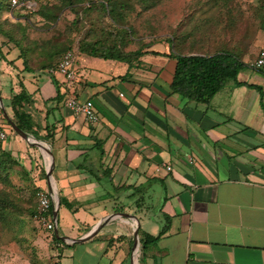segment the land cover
<instances>
[{"label": "crops", "instance_id": "1", "mask_svg": "<svg viewBox=\"0 0 264 264\" xmlns=\"http://www.w3.org/2000/svg\"><path fill=\"white\" fill-rule=\"evenodd\" d=\"M9 47L0 82H11L10 93L21 80L36 132L48 137L29 136L50 151L49 161L18 135L1 146L26 169H51L55 192L70 205L58 207L59 236L96 229L62 241L56 264H264V70L249 67L253 59L241 58L249 72L227 82L238 95H222L224 85L204 105L169 94V42L143 49L157 54L132 65L76 54L71 82L52 69L19 72ZM68 96L90 100L97 121L64 106ZM36 185L47 190L46 175ZM163 225L142 250L141 235L156 236Z\"/></svg>", "mask_w": 264, "mask_h": 264}, {"label": "rangeland", "instance_id": "2", "mask_svg": "<svg viewBox=\"0 0 264 264\" xmlns=\"http://www.w3.org/2000/svg\"><path fill=\"white\" fill-rule=\"evenodd\" d=\"M7 1L2 0L6 5ZM105 1L72 0L62 5V0H42L41 6H47L46 10L50 11L49 8L56 4L59 6L55 17L49 20L36 12L24 17L16 16V10L9 14L8 7L4 6L0 12V28L5 32H0V61L4 48L13 47L8 37L18 44L26 39L30 48L36 43L41 49L47 47L43 46L45 43L74 49L80 39L99 40L105 44L107 37L125 51L170 41L180 53L210 54L224 46L241 58L245 56L244 62L251 60L264 44V0H225L223 6L221 0H122V15L115 20L100 9L99 3ZM45 3L47 5H42ZM37 51L35 49L34 56ZM34 64L37 62L30 65ZM242 70L249 72L247 66ZM44 75L47 76L40 74ZM53 75L59 80V74L54 72ZM229 84H225L221 94L238 95L239 87L230 88ZM0 87L4 89L0 91L1 102L11 120L5 95H9L7 91L9 87L12 89V84L0 82ZM223 121L226 126L234 127L231 122ZM1 124L7 132L6 138L9 136L11 141L10 137L15 135L8 122L2 120ZM40 151L45 158L46 152ZM37 166L38 163H31L27 176L11 174V185L0 183V195L11 203L0 220V264H56V243L51 240L50 232L37 224L30 214L36 205L31 178ZM58 221L60 224L61 220Z\"/></svg>", "mask_w": 264, "mask_h": 264}, {"label": "trees", "instance_id": "3", "mask_svg": "<svg viewBox=\"0 0 264 264\" xmlns=\"http://www.w3.org/2000/svg\"><path fill=\"white\" fill-rule=\"evenodd\" d=\"M8 1L6 5L2 2V0H0V12L4 6L8 7L9 14L13 12L9 7ZM41 1L42 0L38 1L34 9L28 10L21 8L15 12V15L24 17L26 14L36 12L47 20L53 19L56 15V12L59 10V6L57 4L53 5L49 8L51 9L49 11L46 10L47 6H41ZM67 1H71L72 3V0H62V5L67 3ZM224 1L225 0H221L222 6ZM42 5L47 4L45 3ZM99 6L100 9L104 11V15H107L115 20L122 15L124 3L122 0H106L104 3H99ZM0 32H2L1 28ZM8 41L13 43V47L17 50V57L20 59L21 65L19 72L24 71L34 73L53 69L64 51L67 49H71L75 55L82 53L97 58L122 61L127 65L138 63V58L146 52L157 54V52L153 51H143V48H145L144 46L128 51L119 49V47L114 44L115 42L112 40V38L108 37L105 40V44L99 40L87 41L85 39H80L74 49H65L64 46L61 47L58 45L52 46L49 43L43 44V46H47H42L43 49L37 46L39 44L32 43L30 48V42L26 39L25 42L18 44V42L13 40L11 37H8ZM169 43L172 47L169 53L166 55L172 57L174 60V68L171 80L168 84L169 94L176 95L188 102L208 105L212 97L218 93L227 82H236L237 73L246 66V63L241 60V56L239 54L224 46L210 54L198 52H191V54L189 52H177L175 51L174 43L171 41ZM35 49L38 51L34 56ZM254 58L255 57L252 59ZM1 59L8 64L11 63V61L5 60L4 56ZM34 61H36L37 64L31 66V62ZM17 87L18 89L16 92L10 90L8 95V108L11 115V121L26 134L33 136L35 139L47 141V134L44 136H39L36 132L35 124L26 109L27 105L31 103V98L26 92L20 79H18ZM56 98H58V96H56ZM13 134L17 135L14 132ZM82 168L84 169V167ZM35 170L36 174L33 175V178H31V182L34 185L33 194L37 190L43 189L42 187L36 185V181L44 179L46 175L42 163H40ZM86 170L88 173L95 175V171H92L91 168H87ZM13 173H22L27 176L29 169L24 168L22 166L21 160L16 155H13L9 150L2 148L0 144V183L2 185H11L10 175ZM56 194L59 206L69 210L70 205L66 199L59 193ZM10 204L11 203H8V200H6L3 195H0V220L5 217ZM34 211L35 208L33 206L30 214L33 215ZM48 213H51V207ZM165 230L166 226L163 225L156 236L142 234L140 237L141 249L143 250L146 244L154 242ZM46 231L50 232L51 240L57 243L55 249L58 251L57 255H59V245L64 246V244L55 237L52 230Z\"/></svg>", "mask_w": 264, "mask_h": 264}, {"label": "built area", "instance_id": "4", "mask_svg": "<svg viewBox=\"0 0 264 264\" xmlns=\"http://www.w3.org/2000/svg\"><path fill=\"white\" fill-rule=\"evenodd\" d=\"M39 0H9V7L14 10L35 8ZM74 52L67 49L62 54L58 63L51 70L52 73H57L66 82H71L75 79V72L73 69ZM249 67L253 69L264 70V47L260 49L255 58L249 63ZM64 106L71 109L74 113H79L83 116L84 120L88 123L97 121V116L94 112L90 100L78 101L77 99L68 96L64 99ZM3 120L1 103H0V144L6 139V131L3 129L1 121ZM168 169V168H167ZM36 207L32 215L33 220L39 224L43 229L53 230L55 226V219L52 217L53 198L46 189H39L35 192ZM51 207V213H48Z\"/></svg>", "mask_w": 264, "mask_h": 264}, {"label": "water", "instance_id": "5", "mask_svg": "<svg viewBox=\"0 0 264 264\" xmlns=\"http://www.w3.org/2000/svg\"><path fill=\"white\" fill-rule=\"evenodd\" d=\"M0 103H1V109H2V115L3 117L5 118L6 122H8L9 124V127L11 128V130L17 134L22 140H24L29 146H34V147H37L39 150H43L44 152H46L48 155H50V151L45 147L43 146L42 144L32 140L30 138V136L28 134H26L25 132L21 131L6 115L5 113V110L3 108V105H2V102L0 100ZM51 169L49 168L47 171H46V186H47V192L52 196L53 198V210H52V217L53 219L56 218V214H57V210H58V207H59V204H58V198H57V195H56V192L54 190V187L52 186L51 184ZM122 215L126 216V217H130L129 214L127 213H121ZM95 230L96 229H93V230H90L88 231L85 235L79 237V238H70V239H67L68 237L66 236H59L56 232V229L54 228L53 229V233L55 235L56 238H58L59 240L61 241H67L69 240L70 242H79V241H83L89 237H91L94 233H95Z\"/></svg>", "mask_w": 264, "mask_h": 264}, {"label": "bare ground", "instance_id": "6", "mask_svg": "<svg viewBox=\"0 0 264 264\" xmlns=\"http://www.w3.org/2000/svg\"><path fill=\"white\" fill-rule=\"evenodd\" d=\"M45 156L47 157V159H48V161H49V157H48V155H47V154H45Z\"/></svg>", "mask_w": 264, "mask_h": 264}]
</instances>
